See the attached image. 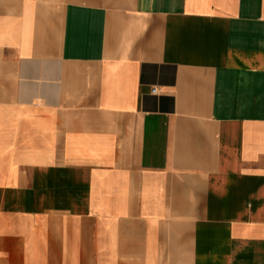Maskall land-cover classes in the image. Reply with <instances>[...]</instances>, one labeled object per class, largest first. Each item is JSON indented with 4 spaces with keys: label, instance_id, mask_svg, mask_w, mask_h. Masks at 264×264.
Here are the masks:
<instances>
[{
    "label": "crops",
    "instance_id": "crops-1",
    "mask_svg": "<svg viewBox=\"0 0 264 264\" xmlns=\"http://www.w3.org/2000/svg\"><path fill=\"white\" fill-rule=\"evenodd\" d=\"M0 264H264V0H0Z\"/></svg>",
    "mask_w": 264,
    "mask_h": 264
},
{
    "label": "built area",
    "instance_id": "built-area-1",
    "mask_svg": "<svg viewBox=\"0 0 264 264\" xmlns=\"http://www.w3.org/2000/svg\"><path fill=\"white\" fill-rule=\"evenodd\" d=\"M152 93H155V89L152 90Z\"/></svg>",
    "mask_w": 264,
    "mask_h": 264
}]
</instances>
